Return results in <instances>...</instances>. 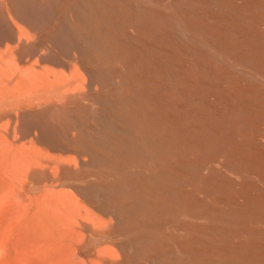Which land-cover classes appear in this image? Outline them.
<instances>
[{
    "label": "bare ground",
    "instance_id": "obj_1",
    "mask_svg": "<svg viewBox=\"0 0 264 264\" xmlns=\"http://www.w3.org/2000/svg\"><path fill=\"white\" fill-rule=\"evenodd\" d=\"M0 264H264V0H0Z\"/></svg>",
    "mask_w": 264,
    "mask_h": 264
},
{
    "label": "rangeland",
    "instance_id": "obj_2",
    "mask_svg": "<svg viewBox=\"0 0 264 264\" xmlns=\"http://www.w3.org/2000/svg\"><path fill=\"white\" fill-rule=\"evenodd\" d=\"M5 213H6V212H5ZM5 213H4V211L1 212L2 215H5ZM6 215H8V214L6 213Z\"/></svg>",
    "mask_w": 264,
    "mask_h": 264
}]
</instances>
